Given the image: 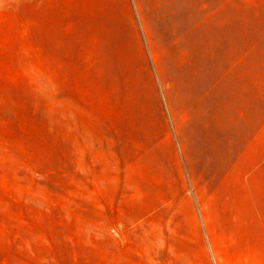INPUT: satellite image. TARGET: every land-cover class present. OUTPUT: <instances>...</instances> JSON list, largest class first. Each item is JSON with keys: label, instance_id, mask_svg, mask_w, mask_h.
I'll use <instances>...</instances> for the list:
<instances>
[{"label": "rangeland", "instance_id": "rangeland-1", "mask_svg": "<svg viewBox=\"0 0 264 264\" xmlns=\"http://www.w3.org/2000/svg\"><path fill=\"white\" fill-rule=\"evenodd\" d=\"M0 264H264V0H0Z\"/></svg>", "mask_w": 264, "mask_h": 264}]
</instances>
